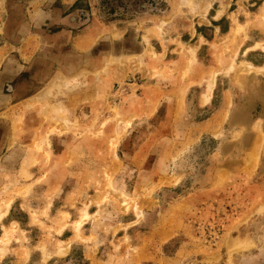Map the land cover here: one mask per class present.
I'll list each match as a JSON object with an SVG mask.
<instances>
[{"label": "rangeland", "instance_id": "374dc122", "mask_svg": "<svg viewBox=\"0 0 264 264\" xmlns=\"http://www.w3.org/2000/svg\"><path fill=\"white\" fill-rule=\"evenodd\" d=\"M202 1L81 0L127 70L2 85L0 264H264L262 0Z\"/></svg>", "mask_w": 264, "mask_h": 264}, {"label": "crops", "instance_id": "0c3cea01", "mask_svg": "<svg viewBox=\"0 0 264 264\" xmlns=\"http://www.w3.org/2000/svg\"><path fill=\"white\" fill-rule=\"evenodd\" d=\"M79 1L81 0H26L24 3H17L15 0H0V90L2 85L16 76L15 91L25 90L22 98L31 96L28 91L33 92V96L36 97V92L41 91L42 87L49 86V84L43 86L45 83L36 81L34 79L36 76L39 78L44 75L110 72L111 69L117 68L112 66L116 59H119L127 70L128 53H117L103 47V41L107 39L104 29L117 28L120 22H111L105 26L104 23L95 20L90 24H83L84 21L78 19V8L73 9ZM82 1L92 9L100 0ZM205 1L202 2L208 3L209 11L216 10V6L220 11L222 4L228 3L229 0ZM241 2L245 4L244 0ZM180 4L177 0L175 6L179 7ZM252 15L249 23L261 28L260 32L264 34V0L258 4ZM121 22L127 24L125 20ZM80 27L81 31L74 34L75 28ZM96 47L98 53L86 56L90 48L92 50ZM1 102L0 110L3 107ZM75 169L87 170L86 167ZM70 186L64 191V201L67 204L79 200L74 196L76 193L73 187H82V184L72 182ZM89 261V264H92V261Z\"/></svg>", "mask_w": 264, "mask_h": 264}]
</instances>
